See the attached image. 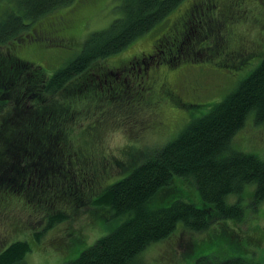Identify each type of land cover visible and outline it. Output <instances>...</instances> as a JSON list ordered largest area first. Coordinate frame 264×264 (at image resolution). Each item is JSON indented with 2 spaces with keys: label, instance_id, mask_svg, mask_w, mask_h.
I'll use <instances>...</instances> for the list:
<instances>
[{
  "label": "trees",
  "instance_id": "obj_1",
  "mask_svg": "<svg viewBox=\"0 0 264 264\" xmlns=\"http://www.w3.org/2000/svg\"><path fill=\"white\" fill-rule=\"evenodd\" d=\"M90 1L0 0V205L9 196H20L21 191L31 193L39 192L41 187L47 188L48 175L65 170L57 160L65 150H60L63 144L60 138L54 139L51 128H59L60 132L67 129L70 113L75 112L74 106L80 108L81 103H61L60 96L79 82L83 86L87 84L95 76L94 66L126 51L171 20L172 15L178 14L177 20L172 24L168 22L170 26L159 40L161 45L148 55L157 64H161L156 60L168 49L190 64L211 62L221 68L238 67L245 62H239L240 54L241 58L248 56V52L229 48L222 40L209 44L211 25L215 27L219 11L213 0L216 9L211 11L200 6L203 0H121V16L107 29L87 34L83 40L80 38L82 41L77 42L82 46L80 52L53 74L41 64L22 57L20 51L24 48L53 50L74 46L79 38L75 35L78 31L72 30L73 22L80 9ZM57 12L59 15L53 16ZM199 16L204 19L203 23L201 19L197 21ZM66 32L73 34L70 36ZM191 39L197 48L195 53V49L186 53L185 46L175 48ZM134 60L137 59L133 57L127 62ZM166 60L172 66L182 62L179 57ZM121 66L115 68L118 73ZM101 70L111 75L109 69ZM175 79L170 82L174 84L165 82L166 88L176 97H191V102L187 100L183 104L184 110H201L205 105L199 103V95L190 80ZM107 82L108 79L102 84L98 81L103 94L108 91ZM143 82L136 83L137 87L153 86ZM168 83L174 90L169 89ZM7 87H12L11 94ZM109 93L113 98L120 95L111 87ZM141 96L146 102L147 93ZM56 99L58 105L56 102L48 105L50 100ZM136 103L126 102L129 113L135 109L140 112L144 107ZM249 121L264 124V57L232 93L214 104L208 113L192 119L175 140L161 149L157 147L147 161L106 189L100 200L107 205L108 217L114 219L116 225L76 259L65 264H143L142 256L150 247L169 240L178 230L203 233L221 222H245L248 208L256 209L264 202V153L245 152L235 144L236 136ZM189 188L198 193L201 207L188 201H194L189 196ZM56 199L54 195L52 201ZM51 219L43 229L45 234L56 221L63 220ZM218 231L209 243L218 244L219 251L229 245L232 250H241V254L220 261L212 259L213 254L203 253L193 256L191 264H264V261H254L256 252H245L243 242L246 238L228 230ZM204 245H199L198 249ZM32 249L26 240L15 241L1 249L0 264H31ZM219 251L218 254L223 255L219 254L218 258L227 257L225 251Z\"/></svg>",
  "mask_w": 264,
  "mask_h": 264
},
{
  "label": "rangeland",
  "instance_id": "obj_2",
  "mask_svg": "<svg viewBox=\"0 0 264 264\" xmlns=\"http://www.w3.org/2000/svg\"><path fill=\"white\" fill-rule=\"evenodd\" d=\"M213 1L218 4L219 11L215 27L211 25L210 34L212 35L209 38V44L222 40L229 48L239 49L240 52L246 51L248 56L241 58V53L239 58V62H245L238 67L233 65L230 68H221L211 62L200 65L190 64L168 49L164 52L165 57L162 56L156 60L161 63L157 69L155 68L157 62L151 59L146 61L148 64L153 62L151 75L148 78L145 72L138 74V78L142 77L141 82L149 81L153 85L149 84L148 89L147 85L137 87L138 78L134 80L129 71L119 74L115 70L120 65H126V62L133 57L141 59L151 55L160 44L159 40L167 32L166 27L169 28V23L172 24L177 20L178 14H176L172 15L169 23L167 22L168 25L165 23L139 39L126 51L107 62L94 66L95 76L87 84L83 86L79 82L72 87V90L60 96L61 103L66 101L74 104L75 101L81 103L80 108L74 106L75 112L70 113L69 127L63 132H60L59 128H51L54 139L60 138L63 144L60 145V150H65V153L61 151L57 160L65 170H57V175L55 173L48 175L47 188L41 187L39 192L35 190L31 193L21 191L20 196L15 194V196H9L0 205V253L11 243L26 240L33 248L29 256L31 264H65L76 259L84 250L111 232L116 225V221L108 217L107 205L100 200L106 189L125 178L145 160L147 161L157 147L161 149L175 140L185 125L192 119L208 113L214 104L232 93L239 83L254 71L264 57V0ZM90 2L89 5L80 9L75 23L73 22L74 25L72 24V30L78 31L75 34L76 39L79 38L74 42V46L53 50L24 48L20 51L22 57L27 61L41 64L51 75L64 62L80 52L82 46L77 45V42L94 32L107 29L115 19L121 16V0ZM57 15L59 12L53 16ZM65 34L71 36L73 33ZM184 46L188 48L186 53L191 49H195L193 53L196 52L197 48L193 39L175 48ZM173 57H179L182 62L174 66L167 63L166 59ZM135 62V60L131 62L128 67H133L132 63ZM141 66L145 69L144 65ZM102 68L109 69L111 75L105 70L102 72ZM120 69L123 71L124 67ZM89 76L87 75L86 78L89 79ZM178 77L190 80L196 95H199V103L205 105L201 110L194 112L184 110L183 104L191 97H176L166 88L165 82H171ZM107 79L108 91L103 94L98 81L102 84L103 80ZM110 87L114 92L120 93L117 98L110 96ZM6 89L10 90L11 94L12 87ZM71 93L74 95H70ZM146 93L147 98L144 102L145 98L143 99L141 95ZM135 100L144 104V107L140 112H136L135 109L134 112L129 113V105H126V102L134 101L138 104ZM55 102L58 105L57 99L50 100L48 105L51 103L54 105ZM123 103L124 106H122ZM76 109L81 111L78 112ZM184 111L187 112L188 117ZM152 126L156 129L151 130ZM235 144L245 152L263 154L264 124L249 121L236 136ZM67 153L71 155L67 157ZM4 184L8 186V183ZM188 191L189 196L194 200L188 201L201 207L198 193L193 188H189ZM54 195L58 199L52 201ZM234 200L239 199L234 198ZM51 201L55 204L52 205ZM161 202L164 203V201ZM57 212L62 216H59ZM246 212L248 213L244 223L221 222L222 224L219 223L221 226L213 225L211 231L203 233L178 230L169 240L150 247L142 256L141 262L143 264H191L193 256L195 258L203 253L213 254L212 259L226 260L241 254V250H232L229 245H226L225 249L219 251L221 247L218 244H210L209 240L213 237L212 235L220 232L218 230H228L229 233H237L241 235L240 237L246 238L243 242L246 246L245 252L247 254L256 252L257 257H254V261L262 263L264 261V202L256 209L248 208ZM51 218L55 220L63 218V220L56 221L50 232L45 234L43 229L49 225L48 220ZM199 245L204 246L198 249ZM218 251H225L227 257L218 258L220 254Z\"/></svg>",
  "mask_w": 264,
  "mask_h": 264
},
{
  "label": "flooded vegetation",
  "instance_id": "obj_3",
  "mask_svg": "<svg viewBox=\"0 0 264 264\" xmlns=\"http://www.w3.org/2000/svg\"><path fill=\"white\" fill-rule=\"evenodd\" d=\"M200 6H202V7H204V8H207L208 9V11H211V10H213V8H215L216 9V5H215V3L212 1V0H203V3H201L200 4ZM202 15H205V14H203V13H201ZM201 16V15H200ZM200 16H199V18H198V20L197 21H199V19H201V23H203V21H204V19L203 18H200ZM137 60H136V62L135 63H132V65H133V67H131V68H129L128 67V65L132 62V61H130L128 64L126 63V65H124V66H121V67H124V70L122 71L121 69H119V74H121V73H125V71H129L130 72V74H131V76L134 78V80L135 79H137L138 78V74H142L143 72H145V76H147V78H148V76H150L151 75V70H152V63H150V64H148L146 61L148 60V59H150L148 56H144L143 58H141V59H138V58H136ZM141 65H144L145 66V69H143L142 68V66ZM158 65L159 64H156V66H155V68L157 69L158 68ZM160 66V65H159ZM137 69H138V72H137ZM141 78L142 77H139L138 79H137V81L136 82H139L140 80H141ZM170 83V82H169ZM169 83H168V87H169V89L170 90H174L170 85H169ZM148 84H150V82L148 81ZM170 84H174V83H170ZM176 85V84H175ZM178 97H180L179 95H177ZM193 100V99H192ZM188 101H190V100H188ZM191 102V101H190Z\"/></svg>",
  "mask_w": 264,
  "mask_h": 264
},
{
  "label": "bare ground",
  "instance_id": "obj_4",
  "mask_svg": "<svg viewBox=\"0 0 264 264\" xmlns=\"http://www.w3.org/2000/svg\"><path fill=\"white\" fill-rule=\"evenodd\" d=\"M232 36V35H231ZM231 44V43H230ZM154 67V66H153ZM153 73V72H152ZM174 95V94H173ZM57 98V97H56ZM257 185V184H256ZM244 223V222H243ZM30 253V252H29Z\"/></svg>",
  "mask_w": 264,
  "mask_h": 264
}]
</instances>
